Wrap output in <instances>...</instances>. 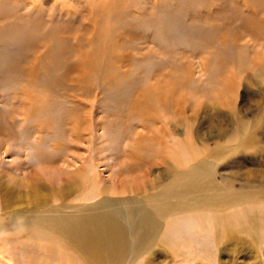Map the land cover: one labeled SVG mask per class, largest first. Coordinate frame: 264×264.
Segmentation results:
<instances>
[{
  "label": "rangeland",
  "instance_id": "1",
  "mask_svg": "<svg viewBox=\"0 0 264 264\" xmlns=\"http://www.w3.org/2000/svg\"><path fill=\"white\" fill-rule=\"evenodd\" d=\"M259 70L264 0H0V264H64L66 240L25 228L43 202L91 213L110 197L122 203L132 183L182 170L189 147L199 150L192 163L223 154L230 135L209 125L227 127L235 108L234 119L255 123ZM257 151L226 150L213 186L259 189ZM20 208L29 211L16 216ZM225 212L220 224L238 239L183 213L166 221L154 252L124 264H264V199Z\"/></svg>",
  "mask_w": 264,
  "mask_h": 264
},
{
  "label": "bare ground",
  "instance_id": "2",
  "mask_svg": "<svg viewBox=\"0 0 264 264\" xmlns=\"http://www.w3.org/2000/svg\"><path fill=\"white\" fill-rule=\"evenodd\" d=\"M259 72L264 73V70H259ZM262 111L253 124L248 122L243 115L234 119L235 114L241 113L235 108L228 114L231 121L227 127L221 118L216 123L209 125L210 133L218 132L223 137L230 135L228 144L218 147V149L225 150L221 155L220 152L215 151L214 158H212L213 156L211 159L200 158L197 162L192 163L190 161L199 155V150L189 147L190 142L187 139L186 145L190 148L188 157L191 160H186L188 163H182L184 159L180 160L182 164L179 165L183 169L175 172L176 174L158 175L155 179L132 183L126 192L131 195L121 198L122 203L110 197L99 202L102 209H97L91 213H82L81 210L76 209V204L72 206L66 203H57L56 205L52 203L48 206V202H43L38 205V208L45 207L47 208L46 212L35 213L34 219L26 218L24 221L25 228L29 230L31 224L42 225L47 227L56 238L66 240V242L64 241L65 246L59 249L63 248V254L60 258L64 264H124L130 254L138 258L154 252L155 246L160 244L159 237L166 221L183 213L195 217V228L204 229L206 228L205 224L209 221V229H216L219 226L221 228L219 235L223 234V236L234 241V239H238L239 235L229 236L225 233L228 228L221 226L220 221L227 218L225 211H228L229 208L237 207V205L246 201L249 202V200L264 199V179H260L262 181L261 189L259 187V189L249 191L251 195L230 192L231 188L227 187L226 184L216 188L213 183L215 176L218 175L215 172L217 160L219 157L228 153L233 154L239 149H244L249 154L258 149L257 152L264 156V144H261L264 139V110ZM167 136L168 134L163 136L161 145H170ZM257 145L260 146L256 148ZM164 178L166 179L163 182ZM155 184L158 185V189L149 193L148 190L154 188ZM33 185L37 188L39 186L36 183ZM66 189L68 187L60 188L57 195L64 196L63 191ZM221 189H225V192L223 193ZM212 194L218 197L214 198ZM142 195L146 196L145 199L141 198ZM191 199H198L200 205L195 204ZM219 199H226L227 202L217 205L218 209H215ZM5 206L7 209V204ZM52 206L62 208L60 211H63V214L55 215L57 209L48 208ZM202 209L205 211H201ZM18 210L20 211H14L16 216L29 211V209L23 210V208ZM198 211H200L199 214H197ZM195 212L196 214H194ZM241 232L244 233V229ZM228 233L230 234V231ZM45 235L44 237L47 239L52 238L50 234L45 233ZM152 261V258L149 257L146 263H153Z\"/></svg>",
  "mask_w": 264,
  "mask_h": 264
}]
</instances>
